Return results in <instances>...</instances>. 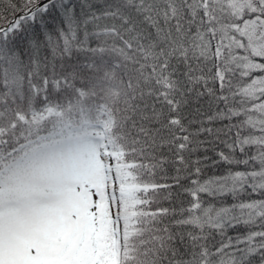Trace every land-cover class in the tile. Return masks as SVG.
<instances>
[{
    "label": "snow or ice",
    "instance_id": "6c2138e0",
    "mask_svg": "<svg viewBox=\"0 0 264 264\" xmlns=\"http://www.w3.org/2000/svg\"><path fill=\"white\" fill-rule=\"evenodd\" d=\"M0 264H264V0H0Z\"/></svg>",
    "mask_w": 264,
    "mask_h": 264
}]
</instances>
